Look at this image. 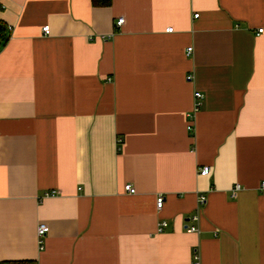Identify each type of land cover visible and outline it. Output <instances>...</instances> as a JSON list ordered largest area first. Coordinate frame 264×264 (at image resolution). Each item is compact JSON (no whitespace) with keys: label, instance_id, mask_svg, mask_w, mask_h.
<instances>
[{"label":"crops","instance_id":"obj_1","mask_svg":"<svg viewBox=\"0 0 264 264\" xmlns=\"http://www.w3.org/2000/svg\"><path fill=\"white\" fill-rule=\"evenodd\" d=\"M0 21V264H264V0H0Z\"/></svg>","mask_w":264,"mask_h":264},{"label":"built area","instance_id":"obj_2","mask_svg":"<svg viewBox=\"0 0 264 264\" xmlns=\"http://www.w3.org/2000/svg\"><path fill=\"white\" fill-rule=\"evenodd\" d=\"M194 16L195 17H199V14L196 13V14H194ZM124 22H125V18L124 17H119V19L117 20L116 26H121V25L124 24ZM263 30H264V28L263 29H259V33H262ZM166 31L173 32V28L172 27H169V28L166 29ZM43 32H44V34L45 33L46 34H49L50 33V27H49V25H45L44 26ZM192 52H193V46H191V47H189L187 49V55H191ZM192 78H193V74H189L188 77H187L188 80H192ZM195 96H196V99H197V107H199L201 105L200 100L203 98V94L201 92L197 91L196 94H195ZM188 117L190 118V120H193V115L192 114H189ZM188 130L191 131V132L193 131V124H192V122L189 123ZM121 141H122V138L119 140V142L121 143ZM210 171H211V166L210 165L209 166H203V167H200L199 168V173L201 175H209ZM240 187H241L240 184H237L234 187L233 195H236V193L239 191V188ZM259 188H260V190L264 191V180L260 182ZM125 189L129 193H133V194L136 193L135 187L133 185H131V184H127L125 186ZM56 193H57L56 190H49V191L44 192L43 195L45 197H49L50 195H54ZM206 199H207L206 195L203 194V193H201L199 195L198 202L200 204H203V203L206 202ZM164 204H165V196L163 194H160L157 197V199H156V206L158 207L159 210H161V209L164 208ZM198 218H199V216L197 214H196V216H193L192 217V219L195 220V221ZM168 225H169V221L162 220L159 223V225H158V232L164 231L167 228ZM186 229L189 232H196L198 230V226L197 225L196 226H187ZM48 230H49V226L47 224H45V223H40L39 224L38 229H37V237L39 239L40 248H44V244H45V239L44 238L47 235ZM190 264H202L201 263L200 253L198 251L194 252L193 259H192V262Z\"/></svg>","mask_w":264,"mask_h":264},{"label":"trees","instance_id":"obj_3","mask_svg":"<svg viewBox=\"0 0 264 264\" xmlns=\"http://www.w3.org/2000/svg\"><path fill=\"white\" fill-rule=\"evenodd\" d=\"M112 0H92V4H94L97 7H102V6H110L111 5ZM10 38V36H7V34H5V26L4 23L2 21H0V47L1 45H3L8 39ZM20 264H35L33 262H22Z\"/></svg>","mask_w":264,"mask_h":264}]
</instances>
